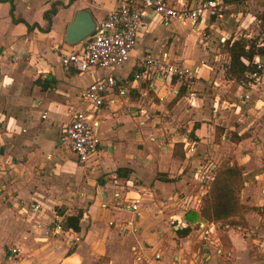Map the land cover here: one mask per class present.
I'll use <instances>...</instances> for the list:
<instances>
[{"label":"crops","instance_id":"obj_1","mask_svg":"<svg viewBox=\"0 0 264 264\" xmlns=\"http://www.w3.org/2000/svg\"><path fill=\"white\" fill-rule=\"evenodd\" d=\"M53 2L56 11L48 24L44 11ZM116 3L13 0L14 17L24 19L14 21L10 1L0 0V118H6V129H0V185L9 200L0 206V264H264V78L241 85L225 75L230 56L224 46L228 58L219 66L214 47L203 45L202 32L189 22H159L147 11L126 72L117 70L129 58L94 71L64 66L55 47L69 50L79 43L64 40L74 13L86 8L98 23ZM175 21L197 33L183 36ZM34 22L43 29H29L27 23ZM146 51L192 67V90L219 91L215 108L202 105L204 96L192 98L186 108L190 89L175 79L153 85L134 80L135 62ZM255 56L264 62V56ZM109 72L130 90L108 94L100 111V122L108 121L98 133L101 147L81 162L59 135L78 107L79 89ZM232 82L233 95H224V86ZM44 111L48 122L25 123L41 120ZM16 121L29 127L19 129ZM185 135L195 142L193 152H186ZM208 159L216 161V168L224 161L243 167L239 196L244 209L231 222H212L199 214L195 199L202 189L194 170ZM135 195L142 199L136 230H122L119 222L131 215L126 204ZM55 208H61L63 221L81 211L79 229L72 228L78 240L71 246V232L52 231ZM188 210L197 212L195 219L186 218ZM171 218L181 226L171 225ZM186 226L187 233L179 235L177 228ZM11 246L20 252L12 254Z\"/></svg>","mask_w":264,"mask_h":264},{"label":"built area","instance_id":"obj_2","mask_svg":"<svg viewBox=\"0 0 264 264\" xmlns=\"http://www.w3.org/2000/svg\"><path fill=\"white\" fill-rule=\"evenodd\" d=\"M189 1H183L177 5L168 0H117L115 7L108 11L98 23H95V28L88 37L69 50L60 46H56L55 50L64 66H73L79 72L93 71L103 67L114 68L129 58L130 52L137 42L142 16L146 11L152 13L159 22H167L171 19L183 23L189 22L191 27L198 32H203L207 26L212 28L218 25L216 17L220 15L219 5L222 0ZM221 38L223 41L225 40V36H221ZM254 60L256 61L255 69L244 73V77L240 81L241 85L257 83L264 78V63L257 56H254ZM134 70V80L153 85V81L164 82L166 79L172 78L179 85L184 84L186 88L190 89V98L195 97L191 89L192 82L196 78L193 68L183 61L170 60L165 53L161 56L153 55L149 51L142 53L135 62ZM129 90L124 79L117 77L113 72L101 75L80 88L78 107L71 112L70 118L63 124L59 142L63 143L79 161H86L93 152L101 147L102 141L98 135V125L102 120L100 111L108 94H125ZM247 95L244 93L245 97ZM41 117H46V111L41 113ZM182 142L186 147V152L194 151L195 142L190 140L187 135L183 136ZM216 165L214 159H208L195 168L194 176L200 182L201 195L214 178ZM141 202L142 199L139 195L129 197L126 205L131 215L119 222L120 229L136 230L135 223L140 215ZM195 202L200 207L201 197L196 198ZM35 206L38 207V204ZM62 222L63 215L54 211L52 231L54 233L71 232L68 239L71 246L78 240V235L72 228L63 227ZM108 223L112 224L113 221L109 220ZM170 224L181 226L182 222L179 223L177 218H171ZM9 250L12 254H18L20 247L11 246Z\"/></svg>","mask_w":264,"mask_h":264},{"label":"trees","instance_id":"obj_3","mask_svg":"<svg viewBox=\"0 0 264 264\" xmlns=\"http://www.w3.org/2000/svg\"><path fill=\"white\" fill-rule=\"evenodd\" d=\"M11 3L10 14L14 21L22 20L23 18H15L13 15L14 4ZM71 1V0H70ZM238 1V0H227ZM55 2L51 7L44 11V17L50 23L51 14L56 11ZM260 20L264 27V10L261 13ZM29 29L33 26H39L37 22L32 24L27 23ZM40 29H43L39 26ZM46 30V28H45ZM224 48L228 52L230 59L225 67V75L241 81L246 71H252L256 67L255 55L264 56V42L258 43L255 39H247L243 36H236L235 38L229 37L224 43ZM40 81L39 78L35 82ZM182 90V89H181ZM182 92V91H181ZM120 168L117 169L121 173ZM243 184V167L236 163L221 162L215 170L214 178L209 184L208 189L201 196L200 216L212 222H231L233 216L241 214L244 209L243 204L240 202L239 192ZM187 219H195L197 212L195 210H188ZM185 213V214H186ZM81 211L76 214L67 215L63 221V227H71L75 230L79 229V219ZM188 226L177 228L179 235L186 234Z\"/></svg>","mask_w":264,"mask_h":264},{"label":"rangeland","instance_id":"obj_4","mask_svg":"<svg viewBox=\"0 0 264 264\" xmlns=\"http://www.w3.org/2000/svg\"><path fill=\"white\" fill-rule=\"evenodd\" d=\"M219 13L220 15L217 16V26H213L212 28L207 26L203 32L201 33V36L204 37L203 45H212L214 47V53H218V57L215 60L216 63L219 66H222L226 63V60L228 58L227 54H225V51L223 50L222 43L226 42V39H228L231 35L236 36H243L247 39H255L258 43L264 42V27L262 25V20H260V16L262 11L264 10V0H238V1H230V3H226V1L222 0V3L219 5ZM176 25H179V29L181 30V33L183 36L186 34H189L191 32L192 37L197 32H192L189 25H181L179 22L175 21ZM221 36H225V40L223 41ZM191 37V36H190ZM264 59V57H263ZM132 58L130 57L124 65L117 70V72H126L128 68L132 64ZM264 63V62H263ZM218 66V67H219ZM95 70V69H94ZM93 70V71H94ZM84 76H87L88 74L84 72ZM92 73V72H90ZM98 71H95L92 73V75L98 74ZM235 83H230V85L224 86L225 93L224 95L231 96L233 95V92L235 90ZM204 90H197L193 89L195 97L198 99V97L206 99V102H204L202 105L204 106H210V109H214L215 106H212L214 102L216 101V95L219 92L215 87H209L208 91H204V94L200 95V92H203ZM221 95V94H220ZM244 98V96H243ZM232 99V97H231ZM192 101V98L188 96L187 104L185 105L186 108L191 107L193 104L190 102ZM196 106V104H195ZM199 105L196 106L198 108ZM201 108V107H200ZM228 108V107H225ZM49 118H41V120H36L32 118H27L25 123L32 124L34 126L35 123H46L48 122ZM180 125H183V122H180ZM15 126L19 127L21 129L22 127L28 128V126H23L21 121H16ZM108 126V121L105 122H99L98 125V133L100 130H106ZM3 127L6 129V118H0V129ZM185 129V128H183ZM161 144V142H160ZM182 150V149H181ZM183 151V150H182ZM181 151V153H182ZM194 155L190 157L192 159ZM67 158L69 160H72L75 162L73 156L67 155ZM74 166H76V163H73ZM77 174L80 173V170L76 172ZM77 174H68L67 177H70L73 180L77 179ZM2 183H6V181H3ZM5 187H1L0 185V206H7L9 203V200H6L5 197H3V193L5 191ZM240 198V196H239ZM58 207V206H54ZM58 212L61 208H55Z\"/></svg>","mask_w":264,"mask_h":264},{"label":"water","instance_id":"obj_5","mask_svg":"<svg viewBox=\"0 0 264 264\" xmlns=\"http://www.w3.org/2000/svg\"><path fill=\"white\" fill-rule=\"evenodd\" d=\"M95 23L88 9L77 10L66 26L64 33L65 42L70 44L80 42L93 32Z\"/></svg>","mask_w":264,"mask_h":264}]
</instances>
